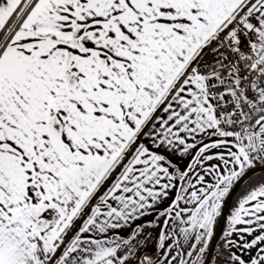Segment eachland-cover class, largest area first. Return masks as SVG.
<instances>
[{
  "label": "snow or ice",
  "instance_id": "6c2138e0",
  "mask_svg": "<svg viewBox=\"0 0 264 264\" xmlns=\"http://www.w3.org/2000/svg\"><path fill=\"white\" fill-rule=\"evenodd\" d=\"M257 165L264 0H0V264H264Z\"/></svg>",
  "mask_w": 264,
  "mask_h": 264
},
{
  "label": "water",
  "instance_id": "95a60500",
  "mask_svg": "<svg viewBox=\"0 0 264 264\" xmlns=\"http://www.w3.org/2000/svg\"><path fill=\"white\" fill-rule=\"evenodd\" d=\"M260 171H264V168H262L260 165L256 166V169L252 172H250L243 180H241L238 185L235 187V190L232 192L230 199L227 200L225 209H224V213H223V219L218 220L217 226H216V235L214 237L213 240V250H215V248H217V245L220 241L222 232L224 230L225 227V223L227 221V216L229 215L230 212V207H231V203L232 200L234 198V196L236 195V193L241 189V187L243 186V184L255 173L260 172Z\"/></svg>",
  "mask_w": 264,
  "mask_h": 264
},
{
  "label": "trees",
  "instance_id": "16d2710c",
  "mask_svg": "<svg viewBox=\"0 0 264 264\" xmlns=\"http://www.w3.org/2000/svg\"><path fill=\"white\" fill-rule=\"evenodd\" d=\"M264 177V171H260L255 173L254 175H252L241 187V189L236 193V195L234 196L232 203H231V207H230V212L233 209V207L237 204L238 200L240 199V197H242L245 192L247 191L248 187L254 183L255 181H257L259 178ZM229 212V214H230ZM227 222V221H226ZM218 223V222H217ZM217 226V225H216ZM225 227H226V223H225ZM224 227V228H225Z\"/></svg>",
  "mask_w": 264,
  "mask_h": 264
},
{
  "label": "rangeland",
  "instance_id": "374dc122",
  "mask_svg": "<svg viewBox=\"0 0 264 264\" xmlns=\"http://www.w3.org/2000/svg\"><path fill=\"white\" fill-rule=\"evenodd\" d=\"M226 227H227V222H226ZM225 227V228H226ZM224 228V229H225ZM151 231V229H149ZM223 233V232H222ZM155 234V232L153 231V235ZM222 236V235H221ZM222 245H223V240L220 238V242L218 243L217 247H221L222 248Z\"/></svg>",
  "mask_w": 264,
  "mask_h": 264
},
{
  "label": "crops",
  "instance_id": "0c3cea01",
  "mask_svg": "<svg viewBox=\"0 0 264 264\" xmlns=\"http://www.w3.org/2000/svg\"><path fill=\"white\" fill-rule=\"evenodd\" d=\"M181 163H183V162H181ZM257 166H259V165H257ZM146 219L150 220V219H152V217H147ZM148 231H150V230H148ZM153 231L156 233L159 231V229L151 230L150 232H152V234H153ZM153 236H155V234Z\"/></svg>",
  "mask_w": 264,
  "mask_h": 264
}]
</instances>
